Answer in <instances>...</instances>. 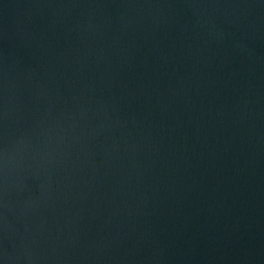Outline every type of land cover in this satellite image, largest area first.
I'll list each match as a JSON object with an SVG mask.
<instances>
[{
    "label": "water",
    "instance_id": "1",
    "mask_svg": "<svg viewBox=\"0 0 264 264\" xmlns=\"http://www.w3.org/2000/svg\"><path fill=\"white\" fill-rule=\"evenodd\" d=\"M0 264H264V0H0Z\"/></svg>",
    "mask_w": 264,
    "mask_h": 264
}]
</instances>
